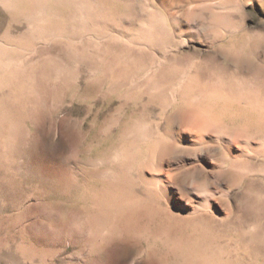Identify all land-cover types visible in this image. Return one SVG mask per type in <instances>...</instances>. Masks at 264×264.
<instances>
[{
	"label": "rangeland",
	"instance_id": "1",
	"mask_svg": "<svg viewBox=\"0 0 264 264\" xmlns=\"http://www.w3.org/2000/svg\"><path fill=\"white\" fill-rule=\"evenodd\" d=\"M0 264H264V0H0Z\"/></svg>",
	"mask_w": 264,
	"mask_h": 264
}]
</instances>
